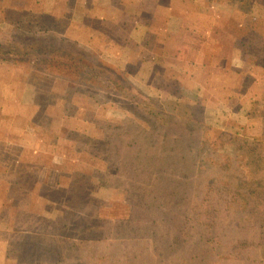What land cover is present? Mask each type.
I'll use <instances>...</instances> for the list:
<instances>
[{"label": "rangeland", "instance_id": "rangeland-1", "mask_svg": "<svg viewBox=\"0 0 264 264\" xmlns=\"http://www.w3.org/2000/svg\"><path fill=\"white\" fill-rule=\"evenodd\" d=\"M77 1L0 0V264H264V0Z\"/></svg>", "mask_w": 264, "mask_h": 264}, {"label": "crops", "instance_id": "crops-1", "mask_svg": "<svg viewBox=\"0 0 264 264\" xmlns=\"http://www.w3.org/2000/svg\"><path fill=\"white\" fill-rule=\"evenodd\" d=\"M81 1H86V5L83 3L80 4ZM89 1L92 2L94 0H89ZM95 1H96V3L93 5L91 4L90 6L88 5V0H78L76 3V6H77L76 11H78L80 15L84 16L82 21H85V23H86V19L87 20L90 19V20H94V21L98 22L100 25H101V23L103 24L104 22H106L105 24L107 26L123 27L124 23L127 22L125 20V17L128 18L130 15L131 16H137V17L138 16L143 17L144 15L149 16V14H150L151 17H154V20H159V18L161 19L160 16L162 15V13H161L162 7L160 6V4H157V6H156L157 8L155 11L156 15H153V12L150 11L151 13H148V11H145L143 9L144 8L143 4H139V6L142 8V10H137L136 9L137 5H132L131 8H130V6H127V5L125 7L119 6V4L122 5L126 0H101V3L98 2V0H95ZM131 9H135V10H131ZM120 14H122V15H120ZM118 16L120 17V20L118 19ZM128 22H129V20H128ZM134 22H136V20H134ZM139 22H140V20H139ZM141 22H142V24H140V25H142V27H147V29L150 30V32L155 31L154 28L151 27L152 24L148 23L149 24V26H148V24H146L144 21L141 20ZM85 23L84 22L81 23L83 27H90ZM137 24H139V23L137 22ZM70 27H72V25ZM135 27H138V26H135ZM169 31H170L169 27H166V28H163L162 33L164 36H167ZM155 36H156V40L154 41L155 44L153 42V45H151V46H148L146 44V40H142L139 43L138 42L134 43V41H133V43H134L133 47L136 49H140V51H141L139 53V58L137 60L139 62H141V60H142L143 66L149 65V67L151 68V71L148 74H146L145 76H143V79L146 81H150L151 79L155 78L154 74H153V71H154L153 69H154V67L157 68L156 66H157L158 61H159V58H158L159 56L156 53V51H152L151 49H147V47H153L154 46V49H156V47H159V48L163 47V49L167 48L166 44H162L159 42L160 39H162V36L160 37V33H158V35L156 34ZM126 37L130 38L129 32L127 33ZM79 43L81 46H83L85 44L83 41H80V40H79ZM131 48H132V46H131ZM110 49H111V52L114 53L113 56H114L115 60H113V61L123 62L126 69H127V66H129L130 64H133V62H136V61H134V58L126 59V60L122 59L125 55L124 53L126 52V48L124 46H121L119 44L111 45ZM140 57H142V58L140 59ZM2 66L3 65H0V68ZM144 69L145 68L143 67V70ZM122 70H124V68ZM149 86H151V85H149Z\"/></svg>", "mask_w": 264, "mask_h": 264}, {"label": "trees", "instance_id": "trees-1", "mask_svg": "<svg viewBox=\"0 0 264 264\" xmlns=\"http://www.w3.org/2000/svg\"><path fill=\"white\" fill-rule=\"evenodd\" d=\"M185 131V130H184ZM190 133H191V135H190V137L189 138H191L194 134L196 135V137H197V132L195 131V129L194 128H192V130L190 131ZM192 143L190 142V143H186V145H184L185 147H187L188 145H191ZM150 147H152V146H150ZM153 149V148H152ZM192 150V149H191ZM190 150V151H191ZM184 152H185V149H184ZM231 184V183H230ZM255 186V185H254ZM251 194L252 195H258L257 194V190L256 191H252L251 192ZM235 209L237 210V208L235 207ZM241 208H239V210H240ZM234 210V209H233ZM203 213H205V210H203ZM207 227H208V230H209V232H210V229L211 228H213V226L212 225H210V224H207ZM239 227V226H238Z\"/></svg>", "mask_w": 264, "mask_h": 264}]
</instances>
